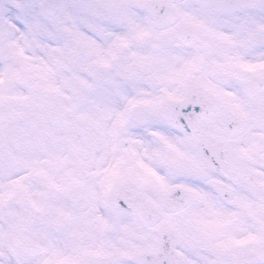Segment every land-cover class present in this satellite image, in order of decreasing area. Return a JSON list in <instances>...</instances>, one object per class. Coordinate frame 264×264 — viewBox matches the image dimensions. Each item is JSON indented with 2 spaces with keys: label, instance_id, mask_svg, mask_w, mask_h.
<instances>
[{
  "label": "snow or ice",
  "instance_id": "6c2138e0",
  "mask_svg": "<svg viewBox=\"0 0 264 264\" xmlns=\"http://www.w3.org/2000/svg\"><path fill=\"white\" fill-rule=\"evenodd\" d=\"M0 264H264V0H0Z\"/></svg>",
  "mask_w": 264,
  "mask_h": 264
}]
</instances>
